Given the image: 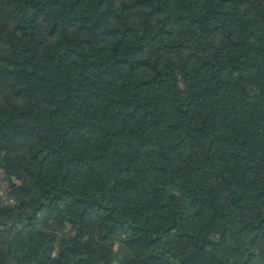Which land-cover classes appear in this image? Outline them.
Masks as SVG:
<instances>
[{
    "label": "trees",
    "instance_id": "16d2710c",
    "mask_svg": "<svg viewBox=\"0 0 264 264\" xmlns=\"http://www.w3.org/2000/svg\"><path fill=\"white\" fill-rule=\"evenodd\" d=\"M0 264H264V0H0Z\"/></svg>",
    "mask_w": 264,
    "mask_h": 264
},
{
    "label": "rangeland",
    "instance_id": "374dc122",
    "mask_svg": "<svg viewBox=\"0 0 264 264\" xmlns=\"http://www.w3.org/2000/svg\"><path fill=\"white\" fill-rule=\"evenodd\" d=\"M6 183L4 182L3 178H2V174L0 173V195L2 196L3 200L5 202H9V198L7 196V188H6Z\"/></svg>",
    "mask_w": 264,
    "mask_h": 264
}]
</instances>
